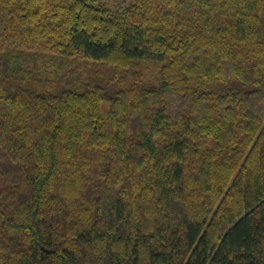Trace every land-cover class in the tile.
<instances>
[{
    "label": "trees",
    "instance_id": "16d2710c",
    "mask_svg": "<svg viewBox=\"0 0 264 264\" xmlns=\"http://www.w3.org/2000/svg\"><path fill=\"white\" fill-rule=\"evenodd\" d=\"M0 264H264V0H0Z\"/></svg>",
    "mask_w": 264,
    "mask_h": 264
},
{
    "label": "rangeland",
    "instance_id": "374dc122",
    "mask_svg": "<svg viewBox=\"0 0 264 264\" xmlns=\"http://www.w3.org/2000/svg\"><path fill=\"white\" fill-rule=\"evenodd\" d=\"M98 3L104 4L112 10H120L129 3V0H97ZM157 71L151 66L146 65L144 70V79L148 81H156Z\"/></svg>",
    "mask_w": 264,
    "mask_h": 264
}]
</instances>
